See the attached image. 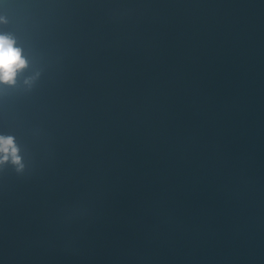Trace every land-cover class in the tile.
Here are the masks:
<instances>
[{
	"label": "water",
	"instance_id": "1",
	"mask_svg": "<svg viewBox=\"0 0 264 264\" xmlns=\"http://www.w3.org/2000/svg\"><path fill=\"white\" fill-rule=\"evenodd\" d=\"M0 264H264V0H0ZM31 84L25 81L30 79Z\"/></svg>",
	"mask_w": 264,
	"mask_h": 264
},
{
	"label": "clouds",
	"instance_id": "2",
	"mask_svg": "<svg viewBox=\"0 0 264 264\" xmlns=\"http://www.w3.org/2000/svg\"><path fill=\"white\" fill-rule=\"evenodd\" d=\"M3 21H0L2 23ZM29 66V61L17 46L16 38L11 34H0V85L15 86L18 76ZM31 78L26 84H31ZM19 149L14 137L0 136V164L10 162L22 167Z\"/></svg>",
	"mask_w": 264,
	"mask_h": 264
}]
</instances>
